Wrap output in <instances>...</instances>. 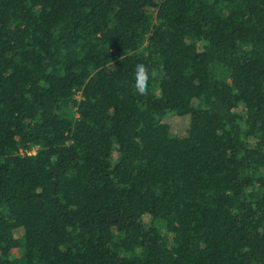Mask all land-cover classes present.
Returning a JSON list of instances; mask_svg holds the SVG:
<instances>
[{
	"label": "trees",
	"instance_id": "trees-1",
	"mask_svg": "<svg viewBox=\"0 0 264 264\" xmlns=\"http://www.w3.org/2000/svg\"><path fill=\"white\" fill-rule=\"evenodd\" d=\"M0 264H264V0H0Z\"/></svg>",
	"mask_w": 264,
	"mask_h": 264
},
{
	"label": "rangeland",
	"instance_id": "rangeland-1",
	"mask_svg": "<svg viewBox=\"0 0 264 264\" xmlns=\"http://www.w3.org/2000/svg\"><path fill=\"white\" fill-rule=\"evenodd\" d=\"M165 122L170 125L171 131L174 135L181 136L185 134V132L187 131L190 124V118L189 116L188 117L170 116L165 120ZM145 221L147 224L150 223L149 218H145ZM13 255L14 257H18L20 255V252L18 250H14Z\"/></svg>",
	"mask_w": 264,
	"mask_h": 264
},
{
	"label": "clouds",
	"instance_id": "clouds-1",
	"mask_svg": "<svg viewBox=\"0 0 264 264\" xmlns=\"http://www.w3.org/2000/svg\"><path fill=\"white\" fill-rule=\"evenodd\" d=\"M121 59V57L119 58ZM149 71L144 64H137L135 69L134 90L140 95L148 92Z\"/></svg>",
	"mask_w": 264,
	"mask_h": 264
}]
</instances>
